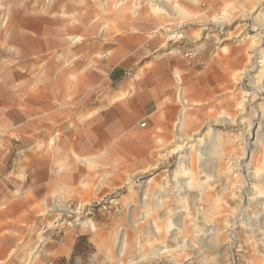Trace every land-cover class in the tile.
I'll return each mask as SVG.
<instances>
[{"label": "rangeland", "instance_id": "rangeland-1", "mask_svg": "<svg viewBox=\"0 0 264 264\" xmlns=\"http://www.w3.org/2000/svg\"><path fill=\"white\" fill-rule=\"evenodd\" d=\"M252 6L258 10L248 15ZM258 33L263 38L250 53ZM53 37L67 46L43 52L44 39ZM124 46L128 82L120 91L156 103L145 128L131 107L117 115L118 83L102 91L118 90L104 107L84 101L80 89L100 61L109 72L107 59ZM260 52L264 0H0V199L42 219L40 228L28 225L33 244L43 230L47 243L83 235L67 263L53 262L46 247L31 257L33 244L23 263L264 264V218L257 231L229 228L240 211L244 219L264 216V91L252 89L259 68L232 76L249 55L259 62ZM85 59L80 72L65 75ZM180 98L187 102L181 136L200 152L192 149L179 167L171 150ZM132 116L136 123L127 128ZM253 118L262 121L258 146L245 153L235 136L247 131L239 120ZM72 153L93 163L81 165ZM229 165L245 166L253 181L226 174ZM59 202L80 221L56 232L57 223L73 220L56 211Z\"/></svg>", "mask_w": 264, "mask_h": 264}, {"label": "crops", "instance_id": "crops-1", "mask_svg": "<svg viewBox=\"0 0 264 264\" xmlns=\"http://www.w3.org/2000/svg\"><path fill=\"white\" fill-rule=\"evenodd\" d=\"M54 39V40H53ZM136 41L138 46L140 45L138 37H136ZM42 51H46L55 47H66L67 41L64 38H48L44 39L42 43ZM129 47H115L113 49V53L111 58L107 59L108 65L111 67L109 72L104 71L102 66L104 62L100 61L99 65L94 67L92 71L87 74H84V77H87V81H84L80 85V89L83 92L84 101H98L99 107H104L106 104L111 103L110 98L113 97L117 92L115 91L112 95L108 96L104 94L102 91L106 90L108 82L118 83L119 91L120 88H125L127 86V76L123 74L127 69L125 61L119 57H125V54L130 52ZM85 47H81L77 49V51L84 52ZM87 59L82 63H75L73 69L67 70L66 74H70L75 70V74L81 71L83 67L87 64ZM96 66V65H94ZM48 68L51 67V64L48 63ZM135 81H140V76L135 75ZM132 80V79H131ZM93 81L94 84L91 83ZM140 83V82H139ZM95 85L94 93L97 92V95L91 92L92 87ZM99 92V93H98ZM121 94H117L114 99L117 101L114 103V107L116 109V113L123 112V109L126 107H131L135 111L133 115L140 117L141 119L138 121V126L140 123L145 122L148 124V118L153 114L152 109L155 107V101L150 100L146 95H130L128 97H124V94L120 91ZM84 115V114H83ZM83 115H78V119L83 118ZM118 117V116H116ZM136 117L132 116L127 123V128L134 127L136 123ZM122 132V131H120ZM73 158L76 162L84 165L86 163H93L94 158H81L77 154L72 153ZM80 158V159H79ZM35 162H31V164H35ZM7 202V203H6ZM5 203L7 205H5ZM5 206L8 208L5 209ZM4 208V210L1 209ZM24 208L19 203L10 204L8 201L0 199V264H25L26 259L23 263L22 259L25 256V253L33 244L34 241L32 237V232L29 230L28 225H32L35 223L37 228L42 227L43 221L40 218H36L33 216H27L22 212ZM41 216V215H40ZM38 230L36 233H38ZM39 237V236H38ZM41 237L43 238L42 234ZM40 237L39 241L36 238V241L33 244L32 250L41 243V249L45 248L46 254L52 255L53 262L55 261H66V263L72 259L73 254L75 253V249L77 244L82 240L83 235H75L74 233H65L58 242L52 241L51 243H47L46 237H44V241L41 242L42 238ZM38 241V242H37ZM46 241V242H45ZM45 242V243H44ZM44 245L42 246V244ZM39 251V252H40Z\"/></svg>", "mask_w": 264, "mask_h": 264}, {"label": "bare ground", "instance_id": "bare-ground-1", "mask_svg": "<svg viewBox=\"0 0 264 264\" xmlns=\"http://www.w3.org/2000/svg\"><path fill=\"white\" fill-rule=\"evenodd\" d=\"M157 1L158 0H152V2H156L157 3ZM159 6V5H158ZM174 8H176V6L174 7ZM258 10V8L257 7H251L250 9H248L247 10V14L249 15V14H253L255 11H257ZM212 23H216V27L217 28H220L221 26H222V24L221 23H219V22H212ZM255 27H254V30H252L253 31V33H257V32H260V30H258V27L260 26V25H254ZM261 28V27H260ZM262 29V28H261ZM254 35V34H253ZM257 36H260L256 41H252L251 42V44H250V47H251V52L250 53H252L253 51H254V54H255V49H257V47H258V45L261 43V40H262V38H263V36H261L259 33L257 34ZM250 37V36H249ZM260 47V46H259ZM260 53H262L260 56V58L259 59H261L259 62H256V61H253V57H252V55L250 56H248L247 57V60H246V62H245V64L243 65V66H241V68L240 69H238V70H235L234 72H233V74H232V76L234 77V78H240L241 79V77L242 76H245V75H247L248 74V72H249V69H248V67L250 68V71H252L253 69H258L259 68V70H258V78L256 77V78H254V80L256 79V81H254V85H253V87H252V89L254 90V91H259V90H261V91H264V54H263V52H260ZM248 76V75H247ZM174 79H175V81H176V83H177V85H179L180 86V83H179V79H178V77H174ZM259 86V87H258ZM179 101H180V105H182L181 107V110H179L180 112H179V115L177 116V118H176V121H175V129H174V134H175V138H174V143H175V147L174 148H172V152L175 154V155H178V162H179V167L180 166H183V165H185V159H186V157L190 154V152H192L191 150L193 149V151H194V153H197V152H200V147L198 146V147H196V145H193V144H191V142H192V139L190 138V137H182L181 136V133H182V124H183V118H184V112H185V109H186V107H187V102H185V101H183L181 98L179 99ZM240 106V108H243V105H242V103H238V107ZM237 107V108H238ZM229 115V114H228ZM227 115V116H228ZM229 118V117H228ZM227 117H224V116H222L220 119L222 120L221 122H224V123H229V122H231V120L232 119H228ZM263 120V119H262ZM229 121V122H228ZM239 124H247L246 126H247V131H245V132H242V133H238L236 136H235V139H237V141H239V140H242L241 141V145H239V146H241V148H243V150H244V152L246 153L247 151V145H248V147H249V145L251 146V147H253V148H255V147H257L258 146V136H259V129L260 128H262L261 126V124H262V121H261V118L260 119H255V118H253V120H251V122H248V121H246V120H244V119H240L239 120ZM249 130H250V132L252 131V134L253 135H251V133L249 134L248 132H249ZM189 136V135H188ZM252 136V137H251ZM206 137V136H205ZM251 137V138H250ZM253 139L254 138V141L253 142H249V143H246V140L247 139ZM202 140V137L201 138H199V139H197V140H195L197 143H199V141H201ZM201 144V143H200ZM199 144V145H200ZM188 151V152H187ZM204 153V152H203ZM80 159V158H79ZM235 160V162L236 163H238V161H236V159H234ZM247 166V165H246ZM235 167H238L237 168V170H233V169H235ZM215 168V167H214ZM226 168V167H225ZM243 168H245V166L244 167H240L239 165H235L234 167H232V166H228L227 168H226V174H228V173H231V171H232V173L234 172V171H238L239 172V174H241V175H243V181L245 180L246 182H252L253 181V178L251 177L252 175H251V171H249V170H247V168L246 169H243ZM183 169V168H182ZM239 169V170H238ZM180 170V169H179ZM185 170H187V169H185ZM178 171L176 170L174 173L172 172V175L174 174V178H175V174H176V176H177V174H179V173H177ZM242 172V173H241ZM183 173H185V171H183ZM168 174V173H167ZM231 175H233V174H231ZM208 176H206V178H207ZM228 177V176H227ZM237 177V176H236ZM180 178V177H179ZM206 178H204V179H206ZM209 179V178H208ZM179 180V179H178ZM179 181H177L176 183H178ZM189 182V181H188ZM187 182V183H188ZM189 184V183H188ZM179 185H180V187H183L185 184H182V183H179ZM246 185L247 186H251L250 188H249V191H254V192H257V189L255 188V186L253 185V184H245V186H243V187H246ZM188 186V185H187ZM186 186V187H187ZM192 186V185H191ZM184 188V187H183ZM246 188H248V187H246ZM188 189V188H187ZM245 190V188L243 189L241 186H240V188L238 189L240 192L242 191V190ZM190 190V189H189ZM182 191V190H181ZM242 193V192H241ZM168 194V193H167ZM182 194V193H181ZM199 194V193H198ZM184 196V195H183ZM183 198V197H182ZM261 199V198H260ZM252 200V199H251ZM251 200H249V199H247V205L250 203L251 204ZM256 200H258V199H256ZM60 203V202H59ZM257 203V202H256ZM262 203V202H261ZM253 205H254V203H253ZM256 205V204H255ZM55 208L57 209L56 211L57 212H60L61 213V216H63L62 214H65V209H62V207H61V205L59 206H55ZM262 208H263V210H264V204H263V206H262ZM213 209H214V211H219V205L218 204H215L214 205V207H213ZM259 209V208H258ZM260 211V210H259ZM62 212H64V213H62ZM66 213H68V212H66ZM218 213H220V212H218ZM68 214H70V213H68ZM67 214V215H68ZM73 214V213H72ZM74 214L75 215H68L67 217L68 218H74L73 219V221L72 222H79L80 221V218L78 217V213H76V212H74ZM66 215V214H65ZM263 215V214H262ZM207 217H208V215H207ZM209 217H211V216H209ZM222 217V216H221ZM215 218V217H214ZM263 218H264V216L263 217H261L260 219L258 218V219H253V218H251V219H253V220H251L249 217H248V219H244V211H240V213H239V215L234 219V220H232L231 221V225L229 226V228H232L233 226H235L237 223H238V225L240 224V225H243V226H246V227H249L250 229H252L253 231H257V230H259V228H260V226H261V224H262V220H263ZM223 219V218H222ZM202 220V219H201ZM210 221V220H209ZM227 222V221H226ZM70 224V223H69ZM80 225H83L82 223L80 224ZM226 225H229V223H226ZM89 227H90V225H89ZM178 227V226H177ZM180 229H181V227H180ZM248 229V228H247ZM232 230V229H231ZM260 230H262V228L260 229ZM217 231V230H216ZM249 231V230H248ZM182 232V231H181ZM264 232V231H263ZM208 233L210 234V233H214V228H209V230H208ZM41 234H42V236H43V238H42V240H41V242H43L44 241V237H46V236H44L45 234H44V231H42L41 232ZM253 234V233H252ZM208 235V234H207ZM206 235V236H207ZM182 237V236H181ZM180 237V238H181ZM260 237V236H259ZM186 240V239H185ZM188 242V241H187ZM199 242V241H198ZM186 243V242H185ZM204 243V242H203ZM260 245V244H259ZM40 247H41V243L39 242V244L34 248V250H32L31 251V253H30V255H31V257H32V255H36L37 253H38V249H40ZM190 247V246H189ZM202 248H204V246L202 245L201 246ZM264 263V262H263Z\"/></svg>", "mask_w": 264, "mask_h": 264}, {"label": "built area", "instance_id": "built-area-1", "mask_svg": "<svg viewBox=\"0 0 264 264\" xmlns=\"http://www.w3.org/2000/svg\"><path fill=\"white\" fill-rule=\"evenodd\" d=\"M139 127L140 128H145L146 127V123L145 122H142V123H140L139 124ZM60 205H61V207H62V209H65V211L66 212H68V213H70V214H68V213H66L65 212V214H62L63 216L62 217H65V218H68L67 216L68 215H73L72 214V211H71V209H70V206L69 205H65V204H62V203H59ZM62 213H64V212H62ZM68 214V215H67ZM74 219V218H73ZM72 220V219H71ZM73 221V220H72ZM65 223V226H72L71 224L72 223H74V222H70V221H65V222H63V223H61V224H58L57 223V225H55V229H56V232H61V225H63ZM70 223V224H69ZM44 232H45V230H43Z\"/></svg>", "mask_w": 264, "mask_h": 264}]
</instances>
